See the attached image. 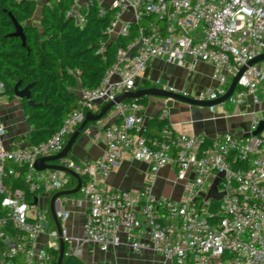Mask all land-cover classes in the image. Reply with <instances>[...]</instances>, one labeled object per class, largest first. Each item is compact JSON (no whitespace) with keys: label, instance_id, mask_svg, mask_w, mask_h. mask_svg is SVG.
I'll return each mask as SVG.
<instances>
[{"label":"built area","instance_id":"obj_1","mask_svg":"<svg viewBox=\"0 0 264 264\" xmlns=\"http://www.w3.org/2000/svg\"><path fill=\"white\" fill-rule=\"evenodd\" d=\"M110 9L114 13L105 30L109 40L128 35L132 24L137 26L135 40L117 48L98 86L79 88L77 106L61 127L42 142L19 138L7 146L5 125L0 122V264H48V250L57 249L58 241L40 249L36 241L45 230L55 239L58 234L49 228L47 209L38 208L37 198L64 190L72 176L57 169L38 170L35 162L60 152L86 112L134 90L138 74L151 58L186 67L197 61L211 63L219 86L198 99L213 100L243 65L264 52V0H114ZM107 10L100 8L99 14ZM128 10L130 17H124ZM67 14L83 21L75 4ZM106 44L100 42L97 52L104 54ZM135 44L138 47L127 56ZM154 86L174 90L161 79ZM261 86L264 60L246 67L228 101L241 103L249 94L256 100L255 91ZM115 116L118 121L105 123ZM104 118L97 121L103 125L106 142L101 157L84 163L69 156L58 161L80 175L78 192L88 202L80 237L64 228L69 213L63 208L57 211L66 254L80 257L84 245L107 252L120 246L124 237L134 252L152 251L169 264H264V133L244 136L230 131L207 141L201 132H176L167 122L156 135L147 136L143 133L147 117L136 100L115 104ZM160 118H167L165 108ZM257 125L255 120L251 131ZM88 127L84 131L89 133ZM126 152L148 164L136 195L101 184ZM168 164L187 191L180 199L153 194L157 173ZM17 167L25 169L26 187H13V177L20 173ZM213 177L219 179L220 210L211 222L213 199L202 193ZM27 193H35L34 200H27ZM142 226L145 239L139 233Z\"/></svg>","mask_w":264,"mask_h":264},{"label":"crops","instance_id":"obj_2","mask_svg":"<svg viewBox=\"0 0 264 264\" xmlns=\"http://www.w3.org/2000/svg\"><path fill=\"white\" fill-rule=\"evenodd\" d=\"M35 1L36 9L28 24L35 25L41 29L42 7L49 0ZM86 1L88 0H76L75 6L79 10L80 5ZM113 1L96 0L98 6L102 9L112 8ZM130 15L131 10H128L124 17H130ZM213 72L214 67L208 62L197 61L192 66L186 67L169 62L162 57H153L148 61L145 69L138 74L135 81V89L156 87L154 86V81L161 79L163 83H167L175 91L198 98L201 93L219 86L218 81L213 78ZM78 90L77 93H79ZM255 95L257 96L256 100L253 98V95L249 94L241 103H232L227 100L221 104L214 105L213 110L207 106H197L176 100L149 97L147 98V103L143 105V112L147 117V121L165 108L167 110L168 123L173 126L176 132L188 134L201 132L205 134L208 141L230 131L242 135L252 134L255 131H251L252 123L255 120L258 121L257 128L262 123L260 133H264V87H259L255 91ZM102 105L97 104L88 112L97 113L96 111ZM103 119L105 118L103 117ZM116 121L118 119L115 116L109 120H105V123ZM0 122L5 125L4 142L7 146L19 138L31 142L30 133L33 127L28 122V115L24 109L22 99L17 97L9 98L0 94ZM88 126L90 132L82 131L70 151L74 160L79 163L101 157L106 147L105 139L102 136L103 125L98 122H91ZM152 132V135L158 133V131ZM70 136H67L68 139ZM147 171V162L134 159L130 153L126 152L110 170L109 174L101 179V184L111 188L127 190L136 195L145 180ZM175 175L173 165L168 164L161 168L157 173L153 194L155 196L167 195L175 199H180L186 195L187 191L184 184L176 181ZM218 181V177L208 179L202 193L205 198L219 199ZM52 195L41 193L37 198V201L40 198L39 207L45 208L48 211ZM63 206L62 208L69 213L68 218L63 224L64 228L69 235L75 237L82 236L83 222L88 210L87 200L83 196L77 198L70 197ZM139 233L144 239L146 238L147 234L144 226L141 227ZM122 239L120 246L107 252H101L91 245H84L79 258L85 264H96L100 260H106L112 264H169L162 256L152 251L143 250L134 252L127 244L126 239L124 237ZM57 241L58 239L50 236L49 232L45 230L39 235L36 247L40 249Z\"/></svg>","mask_w":264,"mask_h":264},{"label":"trees","instance_id":"obj_3","mask_svg":"<svg viewBox=\"0 0 264 264\" xmlns=\"http://www.w3.org/2000/svg\"><path fill=\"white\" fill-rule=\"evenodd\" d=\"M75 1L49 0L42 7L39 29L28 24L36 9L35 0H0V82L3 85L0 94L13 98L17 82L20 81L21 88L32 84L31 98L39 106L30 107L22 99L28 122L33 127L30 133L31 143L42 142L56 132L69 112L76 108L77 90L81 87L98 86L114 61L117 48L126 47L135 40V24L131 25L128 35L109 40L105 30L114 10L109 9L105 15H100L96 0H91L87 7L85 3L80 5L82 22L74 14H67ZM10 14L23 26L25 45L20 37L12 34L15 27ZM103 41L107 44L104 54H101L97 51L99 43ZM136 101L145 105L147 98H138ZM102 108L103 105L96 112ZM167 122V118H160L159 112L146 121L143 133L152 136V131L159 132ZM67 139L68 137L66 141ZM67 156L74 160L71 152ZM233 166H238V163L234 162ZM16 169L20 173L13 177V187H26L22 183L25 169ZM76 184V179L71 177L64 189L74 188ZM34 196L35 193H27L26 199L34 200ZM219 210L220 203L211 200L210 211L214 214L208 217L209 221L215 220L214 215ZM46 215L49 227L56 230L49 210ZM48 251V264H56L59 249L51 248ZM62 264L85 263L79 257L65 254ZM96 264L112 263L100 260Z\"/></svg>","mask_w":264,"mask_h":264},{"label":"water","instance_id":"obj_4","mask_svg":"<svg viewBox=\"0 0 264 264\" xmlns=\"http://www.w3.org/2000/svg\"><path fill=\"white\" fill-rule=\"evenodd\" d=\"M113 10V9H112ZM10 18L14 24L15 31L12 33L15 36H18L22 39L23 45H25V35L23 32V26L18 23V21L10 14ZM138 47V44H135L127 53V56H131L133 51ZM264 60V52L257 55L255 58L251 59L247 62V65H243L239 72L233 77L231 80L228 88L225 90L223 94H221L218 98L213 100H201L196 97H190L184 93H179L175 90L170 89H163L160 87H147V88H138L134 90H126L120 95H118L114 101H110L103 106V108L98 113L93 112H87L85 115L84 121L77 127V129L72 133L68 141L63 146L62 150L58 152L57 154L40 157L35 162V168L38 170L42 169H57L60 171H63L72 177H74L77 181V184L74 188L71 189H64L61 191H58L54 193L49 202V211L51 213V216L54 220V223L56 225V231L58 234V244H59V254L57 258L56 264H62L63 257L66 254V243L63 239V228L61 225V221L59 219V216L57 214V211L60 210L63 205L66 203V200L70 199L71 195L78 192L80 186H81V177L78 175L74 170L61 166L58 164L59 159L66 157L68 153L71 151V148L73 144L76 142L77 138L81 135L82 131L88 126L91 122H97L101 120L106 113L115 106V104L124 101V99H133L136 100L138 98L142 97H154V98H160V99H169V100H176L180 102H184L191 105H197V106H214L221 104L228 100V98L233 94L234 90L237 87L238 79L240 75L244 72L247 66L253 65L255 63L261 62ZM31 87L32 84H29L25 86L24 88H21L20 81L17 82L14 86V97H17L19 99H25L27 101V105L30 107H37L39 104H36L32 98H31ZM261 124H259L258 128L252 133L254 135H257L261 132ZM244 135V136H248Z\"/></svg>","mask_w":264,"mask_h":264},{"label":"rangeland","instance_id":"obj_5","mask_svg":"<svg viewBox=\"0 0 264 264\" xmlns=\"http://www.w3.org/2000/svg\"><path fill=\"white\" fill-rule=\"evenodd\" d=\"M82 196V194L80 192H76L75 194L71 195L72 198H77V197H80ZM40 199V198H39ZM39 199L37 201L38 203V208H39ZM64 207V206H63ZM50 228V227H49ZM51 229V228H50Z\"/></svg>","mask_w":264,"mask_h":264}]
</instances>
